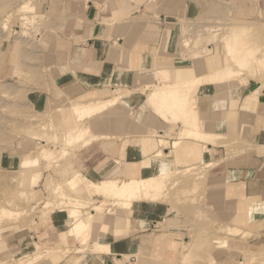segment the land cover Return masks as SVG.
<instances>
[{
  "label": "rangeland",
  "instance_id": "rangeland-1",
  "mask_svg": "<svg viewBox=\"0 0 264 264\" xmlns=\"http://www.w3.org/2000/svg\"><path fill=\"white\" fill-rule=\"evenodd\" d=\"M185 1H190L184 2L191 6L190 12L177 19L178 53L173 56L176 61H168L173 70L182 68L185 72L173 78L169 75V82L194 79L226 64L225 38L243 27L249 29L253 44L264 43V0ZM24 5L32 9L23 12ZM52 18L37 0H0V264H80L89 254L113 253L111 245L108 252L104 250L107 246L97 247L95 241L101 237L122 238L132 232L151 234V243L139 240L141 252L133 260L128 255L114 256L116 264H264V76L244 69L239 80L211 86L216 92L215 103L222 100L245 110L241 115L249 123L258 120L261 134L257 142L247 140L244 134L223 135L225 138L215 141L208 153L210 160L206 155L202 161L200 155L189 158L175 149L167 165L171 174L156 184L157 195L143 198L144 203L135 207L134 213L120 217L116 212L118 198L104 194L96 185L108 178L130 180L132 176L121 173H126L128 166L140 171V165L132 163L141 159L127 157V146L142 147L160 139L155 132L159 116L146 100L163 80L150 71L148 78L153 81L141 90L152 120L143 115L142 107L132 110L128 103L132 96L121 89L114 90L121 94L119 103L81 117L72 114L78 100L70 99L55 83L60 70L51 47ZM165 42L161 45L166 48ZM253 55L258 56V49ZM244 80L247 83L243 84ZM197 94L193 92L191 99L198 109L192 122L201 124ZM77 126L88 127L98 139L87 146H81L76 138L65 139V133ZM144 127L155 134L144 140ZM171 134L175 135V130L168 137L177 142L184 138ZM179 143L177 147L201 150L197 143L191 146L185 139ZM65 150L68 155L63 158ZM171 150L169 147L165 152ZM25 158L27 164L23 163ZM242 163L252 171L227 173ZM195 165L187 172L186 167ZM238 177H256L257 192L246 197L244 188L230 182ZM87 180L94 185L87 187ZM70 184L80 190H71ZM75 199L88 203L83 218L93 207L104 205V215L94 222L89 245L68 235L71 225L65 219L71 215L63 207ZM5 210L13 215L3 216ZM230 229L240 233L233 234ZM17 241L24 243L23 247L15 249ZM39 254L42 259L32 261Z\"/></svg>",
  "mask_w": 264,
  "mask_h": 264
},
{
  "label": "crops",
  "instance_id": "crops-1",
  "mask_svg": "<svg viewBox=\"0 0 264 264\" xmlns=\"http://www.w3.org/2000/svg\"><path fill=\"white\" fill-rule=\"evenodd\" d=\"M37 1L39 6L51 12L53 16L50 24L54 31L51 35V47L60 70L55 78L56 85L70 99L78 100L77 103L106 99L110 94L112 95V92L114 93V90L121 89L123 93L132 96L128 99L132 110H140L142 107L143 115L151 116L152 120L153 115L147 107H144L141 90L151 85L153 80L148 78V74L156 61H176L173 56L178 53L175 41V32L179 27L177 19L183 13H189L191 6L184 4L185 0ZM167 30L171 31L169 40L165 42ZM164 42L166 48L161 45ZM183 72L185 71L182 68L172 69V78ZM215 93L213 87L206 85L202 86L197 94L202 130L207 133L223 134L228 138L244 134L247 140L257 142L261 134L258 118L256 122L249 123V119H243L241 115L245 110L226 105V101L222 100L215 103L216 100H213ZM247 101L245 100V103ZM245 106L243 109L246 108ZM157 121L159 126L155 131L158 137L172 142L174 138L171 139L168 135L175 130V135L171 134V136L177 139L182 124L177 126L165 123L160 117ZM143 126L146 127L145 122ZM145 127L142 128L144 140L152 137V133H149ZM132 137L135 138V134H132ZM186 141H190L191 146L196 145L194 141ZM197 144L201 149L205 146L203 143ZM206 146L212 150L213 146ZM142 147H134L128 143L126 156L141 159L132 164L141 165L152 156L149 153L143 154ZM148 151L151 152L150 149ZM205 156L210 160L208 153L203 152V159ZM254 161L257 162L258 157ZM252 169L246 163H242L230 168L227 173L233 171L238 174H248ZM151 172L152 170L141 168L139 174L148 176ZM121 173L125 175L124 171ZM91 178L96 180L95 175ZM238 179L240 180L237 181ZM256 179V177H238L230 182L244 188L245 196L249 197L258 190V185H255ZM132 233L122 238L107 235L103 240L101 237L97 241L111 245L113 253L89 254L80 264H93L95 261L100 264H116L114 256L120 255H128L133 260L135 254L141 252L142 246L139 240L149 243L151 234ZM23 245L24 243L17 241L14 248H21ZM148 251L146 255H150Z\"/></svg>",
  "mask_w": 264,
  "mask_h": 264
},
{
  "label": "bare ground",
  "instance_id": "bare-ground-1",
  "mask_svg": "<svg viewBox=\"0 0 264 264\" xmlns=\"http://www.w3.org/2000/svg\"><path fill=\"white\" fill-rule=\"evenodd\" d=\"M21 8L23 9V12L24 10L28 11L32 9L28 5H24V7H21ZM32 11L33 10H31L30 12ZM24 20H29V19L24 18ZM250 38H251L250 31L246 27L245 28L243 27L242 30L238 33L235 32L233 34H228L225 38L226 43L224 45L225 46L224 50L226 51V58H224V61L226 64H222L220 68H217L211 73L199 74L198 76H195L194 79H184L181 82L171 83L169 82L168 78H170L169 75H172V67H171L172 64H169L168 62H165V61H156L155 67L151 71L154 72V75L161 77L163 80L162 82L164 84L152 90V92L150 93L149 97L146 100L147 105L151 107L152 109H154L155 114L158 115L163 121H165V123L166 122L173 123L174 125L178 126L181 122H183L184 125L179 134L180 136L182 135L184 137L183 139L191 140V141H194L195 143H203L205 144V146H203L200 151H199V148H196V146L183 148L182 147L183 145H182L181 147H177L178 144H180L179 142H181L183 139L181 140L179 139V142H177V140L170 142L169 140H166L165 138H161V137L158 141L152 140L148 142L146 145L143 144L144 145L142 147L143 153H144V150L146 149L148 150L150 149L152 151L154 150L155 147H157L154 153L152 154V156L149 159H147L144 163H141L140 165V169L142 168L146 170H152L150 175L134 177V174L139 173V170L137 171L136 167L128 166L126 168L125 174H127V177L132 176L130 180L104 179L99 185H96L97 189L101 188L104 191V194H109L113 197L118 198L119 201L116 202L118 206L116 210L117 215H119L120 217H126V216L128 217V215L134 213L133 209L135 207L142 206V204L144 203V201L142 200L143 198H153L157 195L156 184L163 181V179L166 180L167 178H169V174H171V171L167 170V167H168L167 165L170 162V158L172 157L171 153L175 149H179L180 152L181 151L185 152L187 157L189 158L200 155L202 158L201 159L202 161L203 152L209 153L211 151V149L208 148L206 145L214 146L215 144H217V143H214L215 141H219L221 138L222 139L225 138L223 134H210L209 133L211 135L210 136L207 132H204L202 130L200 126L201 124L192 122V121H195L196 113L198 112V109L196 108L197 104L191 102V99L193 97V92L194 93H196V91L199 92L202 86H206L204 83H206L207 81L209 82V84L207 83V85H210V86H217L219 84L226 83V82L231 83L236 80H239V77L244 72V69H247V71L249 70V74L260 73L264 76V43L258 44V46H256L255 44L251 42ZM185 45H188V41L185 42ZM257 49H258V56L253 55V53L256 52ZM210 51L211 50H207L208 53ZM245 82L247 83V81L244 80L243 84H245ZM113 94L114 96H111L109 98L102 99V100L98 99L97 101L91 102L89 104L77 103L72 108V114L79 115L81 117L85 115L86 113L91 114L92 112H96L100 109H103L106 106L119 103L121 99V94H115V92ZM154 134L155 133H153V135ZM68 137L76 138L77 143L82 144L81 146L83 145L87 146L94 139L96 140L98 139L97 135L91 134V130L88 127H79V126L68 130L65 133V139ZM104 138L105 137H103V139ZM106 138H109V137H106ZM209 138L214 139V141L210 143L208 141ZM169 147L172 150L166 153L165 150H167ZM67 155H68V151L65 150L63 151V154L61 156L64 158V156H67ZM153 159H159V160L158 162L157 161L153 162ZM23 160H24L23 163L27 164V161H26L27 158ZM155 163H158V164H155ZM212 164H209L208 162L207 165H212ZM205 165L203 166L205 167ZM207 167L208 166H206V168ZM195 168H196V165L189 166V167H186V170L188 172L189 170H192ZM208 168H210V166ZM85 185L87 187H90V186H93L94 183L92 181L87 180L85 182ZM69 187L73 191L80 190L78 188H75L74 185H71V184ZM87 204L88 203H85L84 201L80 199H75V200H72L67 207L66 206L63 207L65 209L67 208V210L70 212V215H71L70 217H67L68 223H70L71 225V227L69 228V232H68L69 234L68 233L67 234L73 235L77 240L80 241V243H82V245H87V244L89 245V242L91 239L90 233L93 230L94 222L100 219V217L104 215V211H105L103 204L97 205L93 207L90 210V212H88L87 217L83 218L82 211L83 209L86 208ZM108 211L109 210H106V214H108ZM2 214L3 216L13 215L10 211H7V210L3 211ZM229 231L233 234L234 233L238 234V232L240 233V230L238 229L236 230L230 229ZM230 232H228V234ZM247 235L248 234H246V236ZM95 242H96L95 244L97 245V247L107 246V248L104 250H107L110 246L105 243H101L99 241H95ZM36 245H37V248L40 249L39 245L38 244ZM89 248H91V245ZM106 252H108V250ZM41 255L42 254L35 255L32 258V261L34 262L39 261L40 259H42ZM26 264H31V262L26 263Z\"/></svg>",
  "mask_w": 264,
  "mask_h": 264
}]
</instances>
